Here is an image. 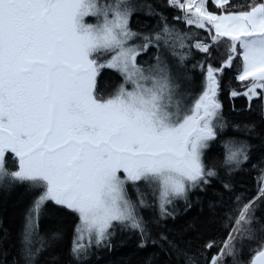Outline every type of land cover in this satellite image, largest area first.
Instances as JSON below:
<instances>
[{
    "label": "snow or ice",
    "instance_id": "1",
    "mask_svg": "<svg viewBox=\"0 0 264 264\" xmlns=\"http://www.w3.org/2000/svg\"><path fill=\"white\" fill-rule=\"evenodd\" d=\"M147 7L159 30L137 33L129 0H0V187L23 184L35 193L11 264H40L63 240L58 227L40 231L50 207L77 219L73 264H87L93 249H110L117 232L136 236L141 248L156 244L142 211L154 210L158 225L175 217L176 201L190 207V194L213 179L231 192L228 177L249 161L250 143L227 134L240 126L224 118L220 96L227 90L230 100L245 99L249 111L258 101L264 118V0L240 7L164 0L161 7L177 13L172 23ZM161 44L176 63L157 55L143 67L138 57ZM193 51L201 58L189 64ZM106 69L123 81L107 96L98 86ZM217 141L219 164L206 154ZM256 179V195L237 196L222 227L210 221L183 247L160 233L166 254L176 264H264V215H256L264 209V168Z\"/></svg>",
    "mask_w": 264,
    "mask_h": 264
},
{
    "label": "trees",
    "instance_id": "2",
    "mask_svg": "<svg viewBox=\"0 0 264 264\" xmlns=\"http://www.w3.org/2000/svg\"><path fill=\"white\" fill-rule=\"evenodd\" d=\"M250 2L251 0H230V3L237 7ZM143 3L145 4V12L134 13L130 22L131 28L141 32L159 30V18L148 15V5H151L156 12H164L168 16L170 23H172V17L177 14L175 11L169 12L161 7L164 0H144ZM176 27L183 29L184 26L176 25ZM163 50L171 52V49L164 45ZM156 51V47H151L147 52L141 54L138 59L143 61L142 64H147L152 61ZM200 58L193 51L189 64ZM228 75L230 76L232 73ZM199 79L197 73L195 84L191 88L193 93L199 90L197 87ZM119 83H121L119 75L112 71H104L99 77V93L107 96L114 91L115 86ZM237 86L233 83V87ZM220 99L223 104L224 118L230 123L240 126L239 131H233L230 127L227 134L241 140H247L251 145L249 161L240 170L235 171L228 177L232 185V191H225L221 180L213 179L203 190H197L190 194V207L183 201H176L175 217L162 221L158 225L153 223L156 215L154 210L142 211V215L150 222L152 236L156 239V244L149 243L141 248L138 246L136 236L131 233L117 232L112 247L110 249L103 247L99 250L93 249L87 264H113V246H118L119 248L134 246L135 264H176L175 258L166 254L167 245L159 240L160 233L167 235L170 241L183 247L185 242L194 241L200 232L205 231L210 221L216 220L218 223L215 227H222L219 221L228 214L230 208L235 207V198L237 196L244 198L246 201L256 195L258 187L256 178L259 175V169L264 168V118L261 117L259 110L255 107L258 101L253 102V108L249 111L246 110L247 102L245 99L230 100L227 90L222 92ZM233 106H235V110ZM245 125H254L255 130L248 132L244 127ZM206 154L209 160L219 164L223 160L224 148L217 141L211 145ZM253 165L256 166L255 169ZM9 167H11V162H9ZM221 175L224 176L226 174L221 173ZM128 190L133 191L131 187ZM143 191L146 192L149 201H151V194L147 193L146 189ZM131 194L135 199L136 193L133 191ZM34 195L35 193L27 191L26 186L23 184L15 185L8 189L0 187V235H2L3 230H7L8 235V239L0 240V264H11L13 257L16 256L17 232L23 220L24 209ZM50 211L53 216L51 219H45L41 222V233L44 234L47 230L58 227L62 229L64 235L63 240L55 248H49L41 255L40 264H73V260L69 255V248L77 219L74 214L64 209L50 207ZM256 215L257 217L264 215V209L258 210ZM252 247H255V245H252ZM193 248H195V244H193ZM247 248L248 246L246 245L244 248L245 259L248 258ZM5 252L7 256L4 255ZM54 256L58 257V259L52 260L51 258Z\"/></svg>",
    "mask_w": 264,
    "mask_h": 264
},
{
    "label": "rangeland",
    "instance_id": "3",
    "mask_svg": "<svg viewBox=\"0 0 264 264\" xmlns=\"http://www.w3.org/2000/svg\"><path fill=\"white\" fill-rule=\"evenodd\" d=\"M143 2H144V0H129V3L134 6L133 14L134 13H139L140 14V13H144L145 12V4ZM86 19H87V22H89V23H95L96 22L94 18H86ZM130 22H131V18H130ZM130 28H131V26H130ZM131 30L134 31V32H137V33H150V32H141V31H139L137 29H133V28H131ZM135 42L139 43L140 41H135ZM157 55H159L163 61L169 63V65H174L176 63L174 57L172 56V53L167 51V50H163V44L160 45L159 50L156 51V54L152 58L151 62H148L147 64H145V63L142 64L143 61L139 60V59H138V62L143 67H148V66H150L152 64H155ZM121 81H122V77H121ZM141 188H143V186H141ZM142 190H144V189H142ZM132 192L128 190L129 196L132 199H134L133 195L131 194ZM112 262H113V264H135V262H134V246H128L126 248H119L118 246H113Z\"/></svg>",
    "mask_w": 264,
    "mask_h": 264
},
{
    "label": "flooded vegetation",
    "instance_id": "4",
    "mask_svg": "<svg viewBox=\"0 0 264 264\" xmlns=\"http://www.w3.org/2000/svg\"><path fill=\"white\" fill-rule=\"evenodd\" d=\"M104 71H112V72H114L113 70H108V69H106V70H103L102 73H103ZM102 73H101V74H102ZM114 73H116V72H114ZM116 74L119 75L118 73H116ZM98 82H99V78H98ZM121 83H122V81H121Z\"/></svg>",
    "mask_w": 264,
    "mask_h": 264
}]
</instances>
